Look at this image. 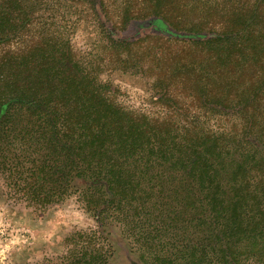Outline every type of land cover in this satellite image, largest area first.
<instances>
[{
	"label": "trees",
	"instance_id": "trees-1",
	"mask_svg": "<svg viewBox=\"0 0 264 264\" xmlns=\"http://www.w3.org/2000/svg\"><path fill=\"white\" fill-rule=\"evenodd\" d=\"M78 8L112 68L153 72L162 96L181 82L192 104L247 124L219 132L122 107L76 58L64 21ZM111 8L121 25L172 31L119 36ZM0 174L28 204L76 194L95 217L52 264H108L111 222L146 264H264V0H0Z\"/></svg>",
	"mask_w": 264,
	"mask_h": 264
},
{
	"label": "rangeland",
	"instance_id": "rangeland-1",
	"mask_svg": "<svg viewBox=\"0 0 264 264\" xmlns=\"http://www.w3.org/2000/svg\"><path fill=\"white\" fill-rule=\"evenodd\" d=\"M75 11L77 14L68 15L64 21L65 24L68 21L64 30L69 34L76 58L86 67H93L101 72L100 78L113 87L116 102L125 109L159 119L176 111L180 113L179 122L183 125L194 123L219 132H240L247 124L239 112H208L195 103L192 104L193 93L181 92V82L177 85L176 92L171 90V95L162 96L164 84L156 80L153 72L132 73L112 68L114 64L108 60L103 30L91 18H87L85 12L81 14L84 20L75 24L80 9ZM110 11L113 20H109V23L117 35L122 37L132 39L150 32L168 35L172 31L169 27L167 31L157 29L152 18L134 19L121 25L119 12L114 8ZM55 27L59 28V24ZM91 229H98V223L93 214L86 210L78 195L72 194L58 204L39 208L28 204L22 194L14 193L0 174V264L59 262L68 250L66 238L76 231ZM105 235L111 251L108 264H146L141 257V246L138 243L135 245L126 237L118 222H111L106 227ZM248 262L263 263L262 260L257 261L256 257Z\"/></svg>",
	"mask_w": 264,
	"mask_h": 264
}]
</instances>
